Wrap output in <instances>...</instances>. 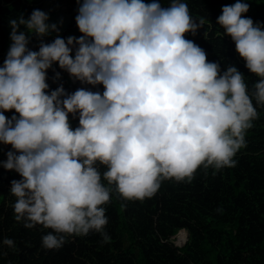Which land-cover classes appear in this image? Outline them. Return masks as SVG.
Here are the masks:
<instances>
[{"label": "clouds", "instance_id": "clouds-1", "mask_svg": "<svg viewBox=\"0 0 264 264\" xmlns=\"http://www.w3.org/2000/svg\"><path fill=\"white\" fill-rule=\"evenodd\" d=\"M77 3L82 35L42 39L38 50L28 47L29 34L58 32L48 14L35 9L10 20L0 65V143L11 145L0 167L21 177L9 189L15 220L52 230L42 236L46 249L90 231L110 242L104 205L113 192L143 200L164 180L191 181L201 167L232 166L258 118L255 105L264 106V23L244 16L245 0L222 7L215 23L223 31L215 36H230L258 77L251 91L236 65L222 69L186 38L204 28L208 39L212 23L194 18L184 0L167 7L161 0ZM54 63L84 84H102L103 92L68 93L63 85L49 92ZM12 110L18 115L4 114ZM70 114H78L79 126L72 127ZM0 245L15 247L9 238Z\"/></svg>", "mask_w": 264, "mask_h": 264}, {"label": "trees", "instance_id": "trees-1", "mask_svg": "<svg viewBox=\"0 0 264 264\" xmlns=\"http://www.w3.org/2000/svg\"><path fill=\"white\" fill-rule=\"evenodd\" d=\"M46 0H0V65L10 47V20L21 14L27 19L35 9L43 11ZM60 3H59V2ZM63 0H50L47 10H54ZM194 18L205 16L212 23L209 38L204 28L188 39L207 52L209 61H218L222 69L236 65L245 74L249 90L258 80L245 66L230 36H215L223 31L215 23L224 5L236 0H184ZM249 11L244 14L256 23H264V0H245ZM65 27L58 34L63 38L80 37L75 17L77 0H66ZM167 7L170 0H161ZM55 5V6H56ZM207 27V25L205 26ZM21 30H25L21 26ZM57 36V35H54ZM29 34L28 47L38 50L40 41L52 42ZM75 48L73 49V55ZM60 77L56 78V73ZM48 91L63 85L66 92L79 88L103 92V85L84 84L54 63L47 70ZM255 105V101L253 100ZM258 118L245 133V146L233 157L235 163L221 169L199 168L191 181L164 180L150 198L126 200L117 193L104 205L108 223L105 231L110 242L101 243L100 233L67 236L58 249L42 246V236L52 231L37 224L26 228L14 218L11 205L15 197L9 192L11 181L21 177L14 170L0 167V241L9 238L15 247L0 245V264H264V106L255 105ZM11 118L14 110L4 113ZM73 128L79 118L70 114ZM11 145L0 143V160L7 159ZM101 173L105 170L98 165ZM107 184V181H103ZM185 228L184 244L175 242V235ZM184 230V229H181ZM180 230L178 231V233ZM177 233V234H178Z\"/></svg>", "mask_w": 264, "mask_h": 264}, {"label": "rangeland", "instance_id": "rangeland-1", "mask_svg": "<svg viewBox=\"0 0 264 264\" xmlns=\"http://www.w3.org/2000/svg\"><path fill=\"white\" fill-rule=\"evenodd\" d=\"M63 1L65 2L66 0H63ZM64 2H62L60 5H58V8H57L56 4H59L60 2L56 3L55 4L56 6L55 5L53 6L54 10H47L48 5L50 4V0H46L45 1V6H44L43 11L45 13H47L48 16H49V19L46 21V23H48L50 25L51 24H56L57 28H58V32L57 31H50L49 35L44 36V37H46L45 38L46 40H49V38L54 36V35L60 34L63 31V28L65 27L66 13H67V4L64 3ZM145 2H151V0H145ZM176 240H177V238H175V241ZM178 240H179V238H178Z\"/></svg>", "mask_w": 264, "mask_h": 264}, {"label": "bare ground", "instance_id": "bare-ground-1", "mask_svg": "<svg viewBox=\"0 0 264 264\" xmlns=\"http://www.w3.org/2000/svg\"><path fill=\"white\" fill-rule=\"evenodd\" d=\"M177 235L178 236L176 238H177V240L179 238V240H178L179 243H182L185 240V238H186L185 230H180V232Z\"/></svg>", "mask_w": 264, "mask_h": 264}, {"label": "water", "instance_id": "water-1", "mask_svg": "<svg viewBox=\"0 0 264 264\" xmlns=\"http://www.w3.org/2000/svg\"><path fill=\"white\" fill-rule=\"evenodd\" d=\"M180 229H184V228H180ZM180 229H178V231L180 230ZM185 231H186V238H185V240L182 242V244H184L185 243V241L187 240V238H188V232H187V230L186 229H184ZM178 231H177V233H178ZM176 233V234H177ZM177 244H180L178 241H175Z\"/></svg>", "mask_w": 264, "mask_h": 264}, {"label": "built area", "instance_id": "built-area-1", "mask_svg": "<svg viewBox=\"0 0 264 264\" xmlns=\"http://www.w3.org/2000/svg\"><path fill=\"white\" fill-rule=\"evenodd\" d=\"M56 36H53V40L55 39Z\"/></svg>", "mask_w": 264, "mask_h": 264}]
</instances>
